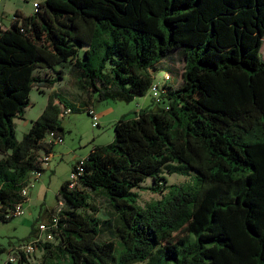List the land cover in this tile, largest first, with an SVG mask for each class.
I'll return each instance as SVG.
<instances>
[{
	"label": "trees",
	"instance_id": "1",
	"mask_svg": "<svg viewBox=\"0 0 264 264\" xmlns=\"http://www.w3.org/2000/svg\"><path fill=\"white\" fill-rule=\"evenodd\" d=\"M33 5L0 30V220L16 215L30 174L45 169L40 154L52 152L48 134L64 137L61 115L73 109L53 91L17 138L15 117L34 85L53 86L69 71L80 91L68 93L86 95L91 115L97 97L146 94L159 81V64L181 51V83L159 81L158 107L119 117L114 139L93 146L78 181L62 183L65 205L48 212L59 225L38 243L40 264H264V0ZM63 61L67 68H57ZM44 67L53 74L35 72ZM164 166L195 171L197 179L167 192L151 186L161 197L140 203L135 188L150 175L158 183ZM87 189L105 194L114 218L97 215ZM36 233L37 226L22 243ZM18 246L4 264H35Z\"/></svg>",
	"mask_w": 264,
	"mask_h": 264
},
{
	"label": "rangeland",
	"instance_id": "2",
	"mask_svg": "<svg viewBox=\"0 0 264 264\" xmlns=\"http://www.w3.org/2000/svg\"><path fill=\"white\" fill-rule=\"evenodd\" d=\"M33 1L0 0V30L11 26L17 9L24 10L28 14L29 12H34ZM260 55L264 59V41ZM178 56L171 62L172 64L164 62L159 64L156 71L157 80L163 82L166 72L172 75L170 80H173L172 77L178 80L182 79L184 70L183 52L179 51ZM62 66L67 68V62L63 61L56 64L57 68ZM39 71L43 75H48V72L53 74L50 67L35 70L36 73ZM72 78L74 79V76L67 71L65 78L58 80L53 86H43L41 90L38 85H34L30 90V102L26 106L23 115L15 117L16 136L21 139L31 126L32 120L37 118L43 111L53 91L60 92L65 96V100L72 102V111L61 115V122L65 129L64 140L55 144L54 154H51L49 163L53 169L48 164L41 172V176L35 177V174L31 173L27 182L28 193L23 200L24 213L12 216L7 220H0V247L5 248L0 253V264L5 263L10 250L14 252L15 247L31 236L33 228L40 221L49 219V211L64 207L65 199L59 193V190L62 183L70 177L75 154L84 155L95 144L111 142L115 137L114 120H117L122 115L131 116L135 113L134 111L131 113L126 112L135 107L136 101L140 97H135L130 101L111 98L100 99L97 97L95 100L96 109L98 111L104 110L107 113H105L104 117L99 116L100 123L94 125L92 116L84 107L86 106V95L76 97V94L68 93L67 89L71 88L76 89L78 92L80 91L79 87L74 85ZM3 155L4 152L0 150V157ZM161 170L165 177L160 179L158 183L150 175L141 182V186L135 188L139 193L140 203L144 204L151 199L161 197L162 191H154L151 186L158 184L160 188L167 192L173 183H194L197 179L195 171L170 170L167 166H164ZM87 190L93 197V203L98 207L97 215L101 218H114L115 212L105 194L94 192L90 189ZM103 237H109V235L104 234ZM41 255L40 248L36 249L32 255L33 263L40 264Z\"/></svg>",
	"mask_w": 264,
	"mask_h": 264
},
{
	"label": "built area",
	"instance_id": "3",
	"mask_svg": "<svg viewBox=\"0 0 264 264\" xmlns=\"http://www.w3.org/2000/svg\"><path fill=\"white\" fill-rule=\"evenodd\" d=\"M34 4H37V3H34ZM171 76L172 75L168 72L165 74L166 79H170ZM150 92H151L154 103L158 104L162 101L163 93H162L161 84L159 83V81L153 82V84L150 87ZM90 113L93 119L92 123L94 125L99 124V114L97 110L94 107H92L90 109ZM63 140H64L63 136L57 135L53 131L50 132L47 137V141L53 142V143H57ZM50 158H51V153H47V152H43L39 156V159L44 167L49 164ZM84 158L85 157L79 158L76 167L71 170L70 177H69V179H71L70 185H73L78 181L79 175L82 173L84 169L83 167ZM41 172L42 171L37 170V171H33L32 173L35 174V177H39L41 175ZM22 193L24 195L28 193L27 184L23 187ZM14 213L16 215H20L24 213L23 202H19L16 205ZM58 220H59L58 215L53 214L51 215V217H49V219L40 221L37 225V233L29 240L20 244L18 246V249H21L27 253H33L38 248V243L40 241L51 240L54 237L56 229L59 225ZM9 258L14 260L16 258V255L10 254Z\"/></svg>",
	"mask_w": 264,
	"mask_h": 264
},
{
	"label": "crops",
	"instance_id": "4",
	"mask_svg": "<svg viewBox=\"0 0 264 264\" xmlns=\"http://www.w3.org/2000/svg\"><path fill=\"white\" fill-rule=\"evenodd\" d=\"M18 11H20V12H22L23 14H28L27 12H25L24 10H21V9H17ZM31 13H33V12H29V14H31ZM172 79L173 80H170V83L171 84H173V85H178V84H180L181 83V80H178V79H174L173 77H172ZM72 91H76V89L74 90V89H72ZM146 95H148V96H146ZM137 97H140L139 99H137V101H136V104H135V107L134 108H131V110H129V112H126V113H131V112H135L134 114H132L131 116H135L137 113H139L140 111H143V110H152V109H155V108H157L158 107V105L156 104V103H154V101H153V98H152V95H151V92H147L146 94H144V95H141V96H137ZM136 97V98H137ZM95 105H96V103H95ZM95 109H96V106H95ZM134 109V110H133ZM97 110V109H96ZM97 112H98V114H99V116H101V117H104V115H105V113H107V112H105L104 110H97ZM109 119V118H108ZM106 120H107V118H106ZM113 121V120H112ZM116 121V119L114 120V122ZM100 123V122H99ZM63 135H64V133H63ZM56 144V143H55ZM53 145V147H52V152H51V154H54V150H55V148H56V145ZM102 144V143H101ZM93 148V147H92ZM91 148V149H92ZM90 149V150H91ZM90 150L86 153V154H84V155H78V154H75L76 156H75V158H74V160H73V165L76 163V161L79 159V158H82V157H85V156H87L88 154H89V152H90ZM51 164L49 163V165L48 166H50ZM47 167V166H46ZM45 167V168H46ZM51 167V166H50ZM73 167V166H72ZM52 168V167H51ZM53 169V168H52ZM41 176V175H40ZM67 180V179H66Z\"/></svg>",
	"mask_w": 264,
	"mask_h": 264
}]
</instances>
